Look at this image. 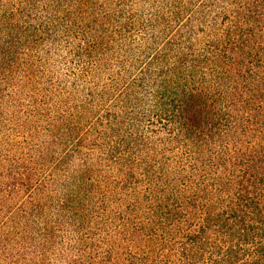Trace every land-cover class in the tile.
<instances>
[{
  "label": "trees",
  "instance_id": "1",
  "mask_svg": "<svg viewBox=\"0 0 264 264\" xmlns=\"http://www.w3.org/2000/svg\"><path fill=\"white\" fill-rule=\"evenodd\" d=\"M0 264H264V0H0Z\"/></svg>",
  "mask_w": 264,
  "mask_h": 264
}]
</instances>
